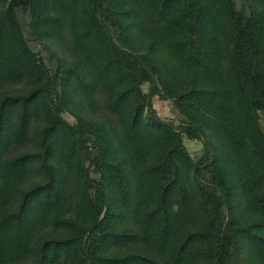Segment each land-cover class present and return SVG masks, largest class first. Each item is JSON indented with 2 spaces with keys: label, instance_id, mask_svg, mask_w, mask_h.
<instances>
[{
  "label": "trees",
  "instance_id": "16d2710c",
  "mask_svg": "<svg viewBox=\"0 0 264 264\" xmlns=\"http://www.w3.org/2000/svg\"><path fill=\"white\" fill-rule=\"evenodd\" d=\"M0 3V86L31 83L0 95V264H87L84 237L92 264H221L230 253L264 264V0H241L239 10L235 0ZM21 6L42 28L69 30L74 57L59 64L58 80L23 39ZM156 80L185 117L183 132L202 142L201 159L148 114ZM56 83L55 112L47 98ZM99 91L121 131L79 116L75 127L59 120L69 94L88 103ZM82 124L97 148L94 182L83 166ZM26 141L32 150L4 158ZM30 174L38 180L18 188Z\"/></svg>",
  "mask_w": 264,
  "mask_h": 264
},
{
  "label": "rangeland",
  "instance_id": "374dc122",
  "mask_svg": "<svg viewBox=\"0 0 264 264\" xmlns=\"http://www.w3.org/2000/svg\"><path fill=\"white\" fill-rule=\"evenodd\" d=\"M241 7V0H235V8L239 10ZM6 3H0V14L5 10ZM15 16L20 28L21 35L27 43L30 50L43 62L45 65L48 75L51 77L58 78L59 68L63 61L69 62L74 57L72 49V41L69 34V30L54 28L52 31L49 29L42 28L40 24L32 22V14L28 7L21 6L15 9ZM114 30V28H111ZM48 31V32H46ZM61 31V32H60ZM143 42L141 39L138 40V45ZM60 64V65H59ZM58 80V79H57ZM58 83V82H57ZM57 83L52 84L48 89L47 101L52 109L56 112L61 109L60 103L62 99L57 88ZM155 85L157 86L159 94L150 97L151 108L148 110L149 115H153L161 120L163 123L170 125L178 133H180L181 147L184 152L190 157L192 161L201 159L204 154V146L198 139L188 136L183 132L184 124L186 123L185 117L177 108L173 99L166 98L164 96V89L160 86L156 80ZM31 88V83L25 79L10 80L0 86V95L4 93H25ZM141 90L144 94L150 92V86L146 83L143 84ZM106 96L102 92H97L94 99L91 102H86L79 95L69 94L65 103L70 111H60L58 118L61 122L66 125L75 127L78 125L77 116L82 117L85 122H94L102 125H107L109 128L120 130L121 119L115 115L109 113L105 106ZM258 118L260 126L264 133V114L259 113ZM37 126V123H33L30 132ZM83 138L85 140V148L87 152V159L84 161V170L91 181H96L100 178V169L97 163V148L95 145V139L90 134V128L86 125H81ZM121 131V130H120ZM33 145L31 141H26L22 144L11 147L5 153V159L15 157L21 153L32 150ZM204 167V165H202ZM212 175L206 169L202 173V183L206 185L210 184ZM38 177L35 174L26 175L16 182L18 188H23L31 185L37 181ZM73 188V181L68 185L67 189V202L65 211L68 212L69 208H73L75 202V193ZM90 197H94V189L89 191ZM13 202L11 203V205ZM13 206V205H12ZM50 226L45 228H38L34 233V239L44 235ZM82 241V248L84 256L87 259V264H92L91 260L88 259V239L84 237ZM151 254H157L155 249H146ZM231 255V253H230ZM228 255L225 261L221 264H241L238 258ZM30 258L26 259L24 263L29 261ZM248 260V259H247ZM246 263V259H245Z\"/></svg>",
  "mask_w": 264,
  "mask_h": 264
}]
</instances>
